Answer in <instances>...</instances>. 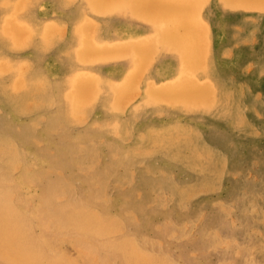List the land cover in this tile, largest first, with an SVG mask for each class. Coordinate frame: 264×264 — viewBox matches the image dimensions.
<instances>
[{
	"label": "rangeland",
	"instance_id": "obj_1",
	"mask_svg": "<svg viewBox=\"0 0 264 264\" xmlns=\"http://www.w3.org/2000/svg\"><path fill=\"white\" fill-rule=\"evenodd\" d=\"M125 1L161 43L64 51L50 0H0V264H264V6Z\"/></svg>",
	"mask_w": 264,
	"mask_h": 264
},
{
	"label": "crops",
	"instance_id": "obj_2",
	"mask_svg": "<svg viewBox=\"0 0 264 264\" xmlns=\"http://www.w3.org/2000/svg\"><path fill=\"white\" fill-rule=\"evenodd\" d=\"M85 1L86 0H50L48 4L52 11L50 13L51 17L53 15L52 19L56 17L66 24V30L64 32L66 40L60 43L61 46H64V51L78 52L80 42L82 43L81 39H83L82 33L88 25H91L93 30V33H90L92 38L87 40L88 44H98L105 49L115 46L114 49L118 52L120 46H122V50L127 51V48L132 45H140L141 43L148 44L151 42L149 44L150 49L154 44L161 43V36L160 34L157 35V33L167 31V24L161 23L157 25V19L154 16L147 18L145 15L133 13L128 8H122L121 4H119L121 7L116 8L115 11L101 10L99 13H94L87 7ZM43 14L49 16L47 13ZM184 15L186 16V14ZM47 19H50V17H42L41 21L44 22ZM89 21H93V23L89 24ZM170 44L171 43H168V46L166 45L168 49L171 48L169 46ZM163 49L164 48H162L161 51ZM150 51L146 52L143 57H146V55L149 57ZM121 53L125 54L128 59L127 61H122L118 67H116V70L118 72L122 71L121 76H125V70L131 68V59L133 56L130 52L124 53V51H122ZM163 53L158 60V64L154 66L157 70H162L164 68L166 71L180 69V58L176 55ZM69 61L70 63L73 62V57Z\"/></svg>",
	"mask_w": 264,
	"mask_h": 264
},
{
	"label": "bare ground",
	"instance_id": "obj_3",
	"mask_svg": "<svg viewBox=\"0 0 264 264\" xmlns=\"http://www.w3.org/2000/svg\"><path fill=\"white\" fill-rule=\"evenodd\" d=\"M113 1V0H111ZM116 1L117 3H127L125 0H114ZM185 1L186 0H150V1H146V0H142L140 1L136 6L135 8L137 9H145V10H148V11H153L155 8H158V6H162L163 7V10H164V16L162 18H158V19H166L167 17H181L182 19V25H186V23H188L186 20H189V17L187 16L185 12V9H184V6H185ZM107 0H104V4H106ZM210 2V1H209ZM237 4H242L244 5V7H253L254 6H264V0H246L244 2H240L237 3ZM175 5V12L174 11H171V7H173ZM183 6V7H181ZM180 7V8H179ZM206 7V6H205ZM179 8V9H178ZM204 8V7H203ZM249 9V8H248ZM184 10V12H183ZM256 10V9H255ZM262 11V10H261ZM264 11V10H263ZM173 12V13H172ZM139 13V12H138ZM166 14V15H165ZM186 14V16L184 15ZM146 17V16H145ZM148 18L150 16H147ZM176 23V22H175ZM179 28L176 27L175 28V31H177ZM62 34V33H61ZM173 34V33H172ZM192 44L194 42H191ZM189 44V43H188ZM252 45V44H251ZM186 48V47H185ZM211 48V47H210ZM168 49V48H167ZM192 50V49H191ZM253 50V49H252ZM168 51V50H167ZM185 51V50H184ZM68 53V52H67ZM175 53V52H174ZM190 53V51H189ZM226 53V52H225ZM135 54V53H134ZM186 56V55H185ZM189 56V55H188ZM226 56V55H225ZM142 65V63H141ZM133 68V67H132ZM261 73V72H260ZM134 76L136 75L133 74ZM133 76V77H134ZM133 80V79H132ZM130 82V81H129ZM131 83V82H130ZM239 86V85H238ZM241 88V87H240ZM243 88V87H242ZM129 89V87H128ZM230 92V91H229ZM223 93V92H222ZM218 94V93H217ZM226 95V94H225ZM223 99V98H222ZM225 100V99H224ZM36 101V100H35ZM222 102V101H221ZM231 106V104H230ZM125 107V106H124ZM127 107V106H126ZM225 107V106H224ZM255 108V107H254ZM243 110V109H242ZM257 111V110H256ZM252 113V112H251ZM261 116V115H260ZM246 120V118H245ZM231 121V120H230ZM94 126V125H93ZM228 126V125H227ZM254 129V128H253ZM246 130V129H245ZM258 130V129H257ZM236 131V130H235ZM256 132V131H255ZM258 133V132H257ZM254 136V135H253ZM251 139V138H250ZM263 141V140H262ZM218 146V145H217ZM186 154V153H185ZM188 154V153H187ZM230 158V157H229ZM210 171V170H209ZM231 174V173H230ZM250 176V175H249ZM231 179V178H230ZM244 180V179H243ZM250 180V179H249ZM187 188V187H186ZM199 190V189H198ZM197 190V191H198ZM258 192V191H257ZM250 194V193H249ZM167 195V194H166ZM244 220V219H243ZM152 222V221H151ZM230 223V222H229ZM3 238L4 237V234H3ZM226 241V240H225ZM8 256V255H7ZM45 258H41V262H43ZM17 261V260H16ZM2 262V261H1Z\"/></svg>",
	"mask_w": 264,
	"mask_h": 264
}]
</instances>
